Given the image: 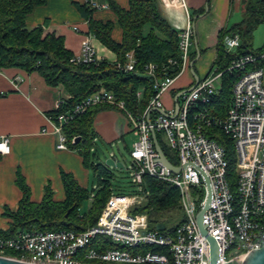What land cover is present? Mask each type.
<instances>
[{"label":"built area","instance_id":"2783aa9c","mask_svg":"<svg viewBox=\"0 0 264 264\" xmlns=\"http://www.w3.org/2000/svg\"><path fill=\"white\" fill-rule=\"evenodd\" d=\"M92 9H106L107 6ZM87 35L78 55L71 62L75 65L98 64L95 49ZM194 39L192 28L179 33V72L169 73L178 67L168 59L167 65L157 77V67L148 65L145 75L153 79L154 95L146 110L134 116L123 101L104 89L61 112L57 118L48 116V127L42 134L57 137V150H68L63 126L87 110L109 106L125 116L130 130L136 137L130 151L131 178L139 186L143 177L167 183L178 190L182 220L170 234L150 230L148 216L135 212L146 201L143 193L112 195L97 221L82 230L60 229L18 230L12 235L0 232V255L34 264H211V243L202 233L197 214L206 198L205 173L212 188V201L203 215V223L209 236L215 238L220 256L217 264L230 261L242 263L248 252L264 245V52L248 54L236 59L223 72H212L201 80L193 91L179 98V111H165L161 102L179 75L190 63V46ZM228 51L241 46L238 34L225 38ZM126 72L134 71L133 53L126 55ZM117 67L122 69L117 63ZM240 73L233 87V102L225 118L210 112L208 105L220 93L225 73ZM220 82V88L216 83ZM139 92L137 96L139 97ZM71 97L61 99L55 112L65 107ZM167 114L146 118L151 109ZM218 128L230 137L234 144L235 168L227 149L208 135ZM151 130L162 136L165 145L174 151L181 171L174 174L158 162ZM74 143V139L72 140ZM10 152L7 138L0 139V154ZM6 232V229H0Z\"/></svg>","mask_w":264,"mask_h":264},{"label":"trees","instance_id":"16d2710c","mask_svg":"<svg viewBox=\"0 0 264 264\" xmlns=\"http://www.w3.org/2000/svg\"><path fill=\"white\" fill-rule=\"evenodd\" d=\"M47 0H0V70L18 68L26 72L38 73L50 87H62L71 97L63 109L48 114L53 118L71 110L78 103L94 93L104 89L111 92L118 100L125 103L132 115H141L153 97V79L139 77L145 75L148 65L157 67V77L163 68L168 67V59L177 62L178 67L169 73L179 72L180 51L178 48L179 31L171 28L161 16L156 0H128V10H123L115 3L109 8L118 18L122 29V42L115 43L111 37L110 23L96 22L92 14L96 9L88 5H76L80 15L87 20L89 33L100 41L116 56L115 63L105 61L91 65H75L71 62L73 54L64 47L62 38L52 34L43 35L41 27L28 31L25 29V17L36 7L45 5ZM241 21L219 35L218 54L212 72H223L238 58L248 54H259L264 48L254 50L255 32L264 25V0H242ZM238 34L241 46L228 51L225 38ZM133 53L134 71L126 72L123 67L127 63L126 55ZM195 58V57H194ZM117 63L122 68L117 67ZM264 67V62L259 63ZM240 78V73H225L222 78L220 93L208 105L210 112L218 118H225L233 102V87ZM182 91V90H181ZM141 93L138 97L137 94ZM111 109L109 106L91 108L82 115L63 126L68 148L75 151L87 169H91L96 179V187L91 190L78 185L72 175L62 173L61 181L64 189V200L53 199L50 188H46L40 203L30 201V191L22 178L18 177L17 185L22 198L16 211L6 212L9 226L5 235H12L18 230H82L96 223L109 198L114 194L117 179L115 170L106 167L99 156L93 152L96 138L94 119L99 111ZM152 115L157 114L152 112ZM228 152L231 170H234V144L230 137L218 128L208 132ZM157 141L167 160L178 165V158L163 142L161 134H156ZM79 138V142L72 140ZM131 185L137 186L146 197L144 204L135 212H143L148 216L150 230H159L157 226L164 224L159 230L170 234L182 220L179 206V193L173 186L144 176L141 185L133 180ZM124 194V191H119ZM91 200L88 209L85 203ZM69 211V212H68ZM166 211H178L174 218H164ZM68 212V213H67ZM67 214V215H66Z\"/></svg>","mask_w":264,"mask_h":264},{"label":"crops","instance_id":"0c3cea01","mask_svg":"<svg viewBox=\"0 0 264 264\" xmlns=\"http://www.w3.org/2000/svg\"><path fill=\"white\" fill-rule=\"evenodd\" d=\"M111 2L123 10L129 8L128 0H47L45 5L34 8L25 17V29L31 31L41 27L44 36L52 34L62 38L64 47L73 56L79 54L85 38L91 35V44L100 62L112 64L116 62L115 54L89 33L88 22L76 7L77 4L107 6L106 9H96L92 18L96 22L110 23L113 41L121 43L122 29L117 16L109 8ZM156 3L171 28L179 32L193 29L190 62L199 50L201 57L194 70L199 79L204 80L217 58L220 33L241 21L242 0H156ZM235 14L239 18L233 24ZM194 84L195 78L188 66L169 90L168 101L171 100L168 107L172 108L164 107L165 111L174 110L176 94ZM67 96L62 87L48 86L36 72L18 68L0 70V139L7 138L10 146L9 154H0V229L8 228L9 217L5 213L16 211L22 198L18 177L28 187L32 203L42 201L46 188H50L55 201H63L62 173L72 175L80 187L88 189L89 170L82 158L70 149L57 150V137L42 134L43 128L52 129L48 114L54 112L58 102ZM94 130L108 143L124 140L128 133L133 134L125 116L113 109L96 114ZM109 154L116 158L114 152ZM90 203L91 200L89 206Z\"/></svg>","mask_w":264,"mask_h":264},{"label":"water","instance_id":"95a60500","mask_svg":"<svg viewBox=\"0 0 264 264\" xmlns=\"http://www.w3.org/2000/svg\"><path fill=\"white\" fill-rule=\"evenodd\" d=\"M201 57V52L198 50L197 51V56L192 60V62L189 63V68L190 70H192V74L195 78V84L194 86L186 89V90H182L180 92H178L174 98V115L176 116L178 111H179V98L183 95L186 94L190 91H193L195 89V87L199 84V82L201 81L199 79V77L197 76V74L195 73L194 70V65L197 63V61L199 60V58ZM139 77H146V78H151L149 75H143V74H137ZM151 112H157L158 114L162 115V116H167L166 113H164L161 110L158 109H151L147 115L146 121L147 123H150V113ZM151 138H152V142L155 148V151L158 154V162L164 166L166 169H168L170 172L174 173V174H178L181 171L180 167H174L165 157L158 141H157V137L156 134L153 130H151ZM79 138H76V140L74 141V143L79 142ZM105 166L112 168V169H117V170H122L124 168V166L122 165V163H120V161L117 158L114 157H110L108 159L105 160ZM204 182L206 184V198L204 201V204L202 206V208L200 209V211L197 214V221H198V225L202 231L203 234H205L206 236L209 237L210 243H211V264H217L218 263V259L220 256V249L219 246L215 240L214 237L209 236L208 232L204 226L203 223V215L206 211L209 210L210 205H211V201H212V188H211V183L209 178L207 177V175L205 173H201ZM69 212V211H68ZM67 212V213H68ZM67 215V214H66ZM165 228L164 224H159L157 226V229L159 230H163ZM0 264H34V263H30L27 261H23V260H19V259H15V258H11V257H6V256H1L0 255ZM242 264H264V245L260 248H256L251 250L250 252L247 253V255L245 256Z\"/></svg>","mask_w":264,"mask_h":264},{"label":"rangeland","instance_id":"374dc122","mask_svg":"<svg viewBox=\"0 0 264 264\" xmlns=\"http://www.w3.org/2000/svg\"><path fill=\"white\" fill-rule=\"evenodd\" d=\"M239 17L237 14H235L232 17V23L236 22V20ZM253 48L254 50H259L264 48V25L258 28V30L255 32L254 40H253ZM217 88H220L221 84L218 81L216 83ZM169 91L162 95L161 102L167 109H171L168 107L169 102L168 101ZM172 103V102H171ZM172 105V104H171ZM112 109V108H111ZM105 110V109H104ZM136 141V138L133 136V134L128 133L126 136H124V140H117L111 143L105 142L100 137L96 138L95 146L93 147V152H95L99 158L100 161L105 163V160L110 158V152H114V155L116 158L122 163L124 168L122 170H115L116 180L114 181V184L116 185V190L113 195H118L121 192L124 191L125 195H135L139 194L140 189L137 186L131 185L132 178H131V157H130V150L133 146V143ZM89 170V186L88 189L91 190L92 188L96 187V179L94 177V174L91 169ZM89 207V201L85 203L84 209H88ZM178 211H166L164 213V218H174L176 215H178ZM172 216V217H171ZM227 264H242L238 263L237 261H230Z\"/></svg>","mask_w":264,"mask_h":264}]
</instances>
